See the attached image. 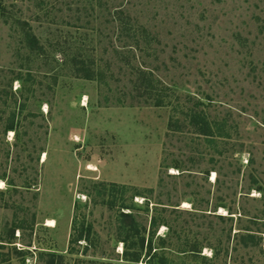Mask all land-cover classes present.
Wrapping results in <instances>:
<instances>
[{"label": "rangeland", "instance_id": "obj_1", "mask_svg": "<svg viewBox=\"0 0 264 264\" xmlns=\"http://www.w3.org/2000/svg\"><path fill=\"white\" fill-rule=\"evenodd\" d=\"M0 264H264V0H0Z\"/></svg>", "mask_w": 264, "mask_h": 264}, {"label": "trees", "instance_id": "obj_2", "mask_svg": "<svg viewBox=\"0 0 264 264\" xmlns=\"http://www.w3.org/2000/svg\"><path fill=\"white\" fill-rule=\"evenodd\" d=\"M33 42L36 43L35 39L33 40ZM144 74H146V73H144ZM148 75L151 76L150 74H148ZM84 77L86 79H90L92 76L89 73H86L84 75ZM149 88H151V87H149ZM161 102H162L161 100H158L157 105L159 106L161 104ZM189 115L193 118V121H195L196 119L198 121L200 120L201 125L199 126V129H198V132H199L198 134L200 136H204L208 140H212L213 138H216V135L214 134L212 127L208 124L206 118L202 115L201 112L190 111ZM6 130L13 131L14 127L12 125H10L7 127ZM120 218H121V221H120V228L121 229H120V231L122 232V234L124 233V235L126 236L124 238L123 242H125V244H127L128 242L129 243L132 242L134 238H139L138 244L140 246V249H143L145 239H144V237H141V230L139 229V224L135 221L132 213H121ZM81 237H82V234L79 235V237L77 239L76 238L72 239V242L78 241L79 238H81ZM248 238H250V237H248ZM130 244H131V246L133 245L132 243H130ZM129 249H130V245H127L126 253H125L126 255H128ZM151 250H152V248L150 247L149 251H151ZM137 260H138V258H136V260H134V261H137Z\"/></svg>", "mask_w": 264, "mask_h": 264}, {"label": "bare ground", "instance_id": "obj_3", "mask_svg": "<svg viewBox=\"0 0 264 264\" xmlns=\"http://www.w3.org/2000/svg\"><path fill=\"white\" fill-rule=\"evenodd\" d=\"M83 106H85V103L83 104ZM44 159H45V154L43 155V161H44ZM90 169H93V170H96V168H94V167H92V166H90ZM54 222L53 221H48V226L49 227H54Z\"/></svg>", "mask_w": 264, "mask_h": 264}]
</instances>
